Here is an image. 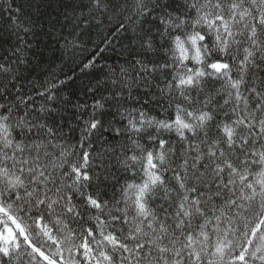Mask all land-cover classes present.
Masks as SVG:
<instances>
[{
	"label": "snow or ice",
	"instance_id": "6c2138e0",
	"mask_svg": "<svg viewBox=\"0 0 264 264\" xmlns=\"http://www.w3.org/2000/svg\"><path fill=\"white\" fill-rule=\"evenodd\" d=\"M0 264H264V0H0Z\"/></svg>",
	"mask_w": 264,
	"mask_h": 264
},
{
	"label": "trees",
	"instance_id": "16d2710c",
	"mask_svg": "<svg viewBox=\"0 0 264 264\" xmlns=\"http://www.w3.org/2000/svg\"><path fill=\"white\" fill-rule=\"evenodd\" d=\"M69 65L71 66V62L69 61ZM69 70V68H65V71H68Z\"/></svg>",
	"mask_w": 264,
	"mask_h": 264
}]
</instances>
